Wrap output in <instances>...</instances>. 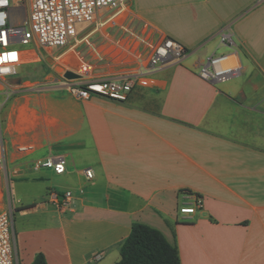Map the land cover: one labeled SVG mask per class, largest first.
<instances>
[{"label":"crops","instance_id":"crops-1","mask_svg":"<svg viewBox=\"0 0 264 264\" xmlns=\"http://www.w3.org/2000/svg\"><path fill=\"white\" fill-rule=\"evenodd\" d=\"M226 29L242 71L206 81L198 65L229 48ZM164 37L193 53L123 98L64 86L144 70ZM23 54L14 94L0 82V210L10 196L18 264L37 252L47 264H114L134 222L161 231L181 264H264V0H127L67 45ZM46 157L65 171L35 166ZM51 190L73 191L71 208L58 211ZM182 191L202 207L180 213Z\"/></svg>","mask_w":264,"mask_h":264},{"label":"built area","instance_id":"built-area-1","mask_svg":"<svg viewBox=\"0 0 264 264\" xmlns=\"http://www.w3.org/2000/svg\"><path fill=\"white\" fill-rule=\"evenodd\" d=\"M18 1L0 0V82L8 95H13L16 89V86L8 83V79L16 75L17 67L25 59L22 46L31 42L42 47L65 46L76 39L79 25L115 17L124 9L127 0H24L27 6L18 4ZM218 37L221 44L232 50L219 55L211 53L199 63L197 69L202 79L214 83L233 79L242 71L239 56L233 48L235 44L231 30L221 31ZM192 53L175 39L164 37L152 45L144 70L118 78L65 82L64 86L78 98H89L93 94L123 98L134 86L148 85L147 73L171 63H179ZM3 164L4 144L0 133V169ZM35 166L50 168L56 174L65 171L64 160L52 157L38 159ZM84 174L88 179L93 176L89 168L84 169ZM181 195L191 202L183 203L179 207L180 213H193L202 207L200 196L187 191H182ZM74 199L71 190H51L48 195V201L62 212L71 208ZM15 210L16 206L8 196L6 208L0 210V264H18L13 230Z\"/></svg>","mask_w":264,"mask_h":264},{"label":"trees","instance_id":"trees-1","mask_svg":"<svg viewBox=\"0 0 264 264\" xmlns=\"http://www.w3.org/2000/svg\"><path fill=\"white\" fill-rule=\"evenodd\" d=\"M29 264H47L42 252H37ZM114 264H181L176 245L161 231L141 222L132 223L128 236L120 247V258Z\"/></svg>","mask_w":264,"mask_h":264},{"label":"rangeland","instance_id":"rangeland-1","mask_svg":"<svg viewBox=\"0 0 264 264\" xmlns=\"http://www.w3.org/2000/svg\"><path fill=\"white\" fill-rule=\"evenodd\" d=\"M18 4H20V5L24 4V5L27 6V4H26V2H25L24 0H19V1H18ZM20 47H21V46H20ZM22 47H24V46H22ZM231 50H232L231 48H227L226 50H223V51H217V52H216V55H219V54H221V53H225V52H229V51H231ZM14 214H16V212H14ZM17 221H19V215H18V214H16V225H17ZM25 262H26V258H24V257H20L19 264H24Z\"/></svg>","mask_w":264,"mask_h":264},{"label":"snow or ice","instance_id":"snow-or-ice-1","mask_svg":"<svg viewBox=\"0 0 264 264\" xmlns=\"http://www.w3.org/2000/svg\"><path fill=\"white\" fill-rule=\"evenodd\" d=\"M12 58L14 59L15 58V55L13 54Z\"/></svg>","mask_w":264,"mask_h":264},{"label":"clouds","instance_id":"clouds-1","mask_svg":"<svg viewBox=\"0 0 264 264\" xmlns=\"http://www.w3.org/2000/svg\"><path fill=\"white\" fill-rule=\"evenodd\" d=\"M0 15H2V14H0Z\"/></svg>","mask_w":264,"mask_h":264}]
</instances>
